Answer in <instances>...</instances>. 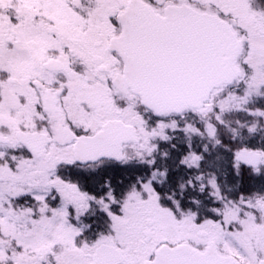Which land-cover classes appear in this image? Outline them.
Instances as JSON below:
<instances>
[{"label": "snow or ice", "instance_id": "6c2138e0", "mask_svg": "<svg viewBox=\"0 0 264 264\" xmlns=\"http://www.w3.org/2000/svg\"><path fill=\"white\" fill-rule=\"evenodd\" d=\"M0 264H264V0H0Z\"/></svg>", "mask_w": 264, "mask_h": 264}]
</instances>
